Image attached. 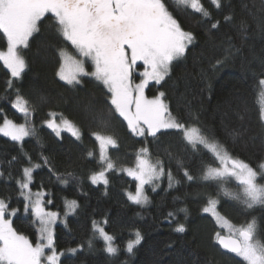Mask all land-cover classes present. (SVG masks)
I'll return each mask as SVG.
<instances>
[{
	"label": "trees",
	"instance_id": "trees-1",
	"mask_svg": "<svg viewBox=\"0 0 264 264\" xmlns=\"http://www.w3.org/2000/svg\"><path fill=\"white\" fill-rule=\"evenodd\" d=\"M202 2L211 12V20L174 0H166L180 26L192 32L195 39L186 55L173 62L170 75L160 84H150L146 95L152 98L163 92L173 117L200 127L232 156L255 168L264 162V122L259 118L258 86L264 78V0H221L219 9L209 0ZM226 16L232 20L225 21ZM216 21L219 27L211 29V23ZM53 24L52 19H45L40 32L31 38L30 48L23 53L28 67L20 79H13L0 62V125L4 118L17 124L25 122L12 107L19 94L29 102V126L35 130L22 144L0 137V199L8 202L10 209H18L14 228L36 240L37 226L32 223L31 212H24L25 201L17 181L22 179L24 167L39 164L32 173L30 191L42 194L46 211L56 212L62 219L70 215L65 223L55 227L56 248L79 249L75 255L63 257L62 264H239L238 257L217 245L215 233L222 231L203 212L212 198L219 200L217 210L232 224L240 226L251 218L242 214L234 201L223 194L218 196L215 184L202 179V161L213 166H218V162L210 153L193 152L176 130H165L157 139L134 135L118 113L110 114L106 103L109 94L94 78L82 77L81 84L75 87L60 81L57 50L65 48L74 54V49L62 41ZM230 44L234 47L225 60V49ZM5 48L6 42L0 38V50ZM217 59L224 63L216 65ZM89 106L104 112L109 127L98 126ZM49 113L62 114L72 121L81 138L77 140L70 134L57 137L45 128ZM238 131L243 136L234 134ZM96 132L116 139L118 147L109 149L116 168H133L139 150L147 146L150 158L162 160L165 172L171 171L173 186L169 187L167 174L155 191L153 186H147L148 203L142 206L132 204L127 197L128 193H135L137 183L115 167L107 174V186H93L91 175L105 169L98 156L99 144L93 135ZM89 152L93 155L89 156ZM185 169L194 177L192 181L184 176ZM57 177L67 178L69 183L64 185ZM227 187L234 192L239 190L233 183ZM71 200L78 207L65 215L66 201ZM178 208L186 211L170 222L168 213ZM251 215L264 226V208L251 210ZM94 221L114 237L118 248L115 255L104 250L106 245L97 236ZM177 222L184 223L187 231L174 232ZM137 230L143 239L129 253L126 245L135 239ZM89 240L92 248L88 247Z\"/></svg>",
	"mask_w": 264,
	"mask_h": 264
},
{
	"label": "snow or ice",
	"instance_id": "snow-or-ice-1",
	"mask_svg": "<svg viewBox=\"0 0 264 264\" xmlns=\"http://www.w3.org/2000/svg\"><path fill=\"white\" fill-rule=\"evenodd\" d=\"M175 4L200 14L202 18L211 20V12L202 0H174ZM215 8L221 7V0H209ZM48 14H51L49 17ZM45 19L54 21L53 27L62 41L67 42L81 57L70 54L65 48H59L60 66L57 72L60 80L70 86L81 84V78L93 77L107 90L110 114L118 113L127 122L130 131L139 137L157 139L162 130H176L187 147L193 152L210 153L219 166L202 161V179L215 184L217 195L223 194L234 201L242 214L251 216L240 226L232 224L217 210L218 199L209 198L203 212L211 214L217 225L225 229L227 234L215 233V242L229 253L239 257V264H264V226L251 210L264 208V162L255 168L242 159L232 156L225 146L212 135H206L200 127L189 125L173 117L164 101L165 94L148 98L145 89L151 81L160 84L170 75L174 61L186 55L194 35L185 31L169 10L166 0H0V38L6 42V48L0 50V62L10 71L13 79H20L25 72L27 60L23 54L30 48L34 34L40 32ZM226 16L225 21H231ZM219 21L211 23V29H217ZM245 22H241V28ZM233 45L225 49L224 59L231 55ZM90 61L92 71L85 68V61ZM223 60L217 59L216 65ZM215 67V65H214ZM139 82H135L134 73L138 69ZM11 87V81L8 82ZM259 96L264 99V78L258 81ZM25 119L24 123H14L4 118L0 125V134L11 141L22 142L25 137L33 135L34 128L29 126L28 118L32 113L29 102L17 95L12 104ZM93 119L102 128L109 127V119L102 110L89 106ZM51 119L45 121L56 136L62 131L69 132L77 140L81 138L79 128L61 114L59 122L56 113H49ZM259 118L264 122V104L259 108ZM243 136V132L234 133ZM99 142L100 162L106 165L104 170L93 173L90 177L93 184H108L105 175L115 165L108 156L109 147H118L116 139L111 135L93 133ZM147 143V141H145ZM89 156L93 153L89 152ZM147 146L139 150L134 168L126 169L127 174L138 183L135 193H128V199L136 204L148 203L144 186L152 185L155 191L158 181L167 174L169 187L173 186L174 177L171 171L165 172L163 161L157 159L152 163ZM15 159V157L13 158ZM30 162V157L28 158ZM47 164V158H44ZM41 165L23 168V177L17 183L23 197L24 212H31L32 223L36 225L35 243L26 235L13 227L10 217L16 216L18 209L11 208L9 203L0 199V264H62L61 257L75 255L79 249L69 248L57 251L54 225L59 214L46 211L41 193L33 194L29 185L32 173ZM182 167V164L180 165ZM3 173L0 172V176ZM71 176V174H68ZM184 176L188 181L194 177L185 169ZM67 185L69 180L61 178ZM235 181L238 191L230 190L227 185ZM178 183V181H177ZM35 195V199H33ZM51 203V201H48ZM78 207L75 200L67 201V212L72 214ZM184 208L169 212L168 217L174 219ZM107 223V221H105ZM93 228L105 241V251L115 255L118 248L113 246L114 237L93 222ZM174 232L184 233V223L177 222ZM143 237L139 230L135 239L128 241L127 252L131 253L139 245ZM88 247H93L89 240Z\"/></svg>",
	"mask_w": 264,
	"mask_h": 264
},
{
	"label": "rangeland",
	"instance_id": "rangeland-1",
	"mask_svg": "<svg viewBox=\"0 0 264 264\" xmlns=\"http://www.w3.org/2000/svg\"><path fill=\"white\" fill-rule=\"evenodd\" d=\"M190 46V45H189ZM70 53V52H69ZM70 54H72V53H70ZM72 55H74V56H76V58L77 59H80L81 57L76 53V51L74 50V54H72ZM3 64V63H2ZM85 68H86V70L87 71H89V72H91L93 69H92V66H91V62L90 61H85ZM8 70V69H7ZM9 71V70H8ZM139 71H142V68L141 69H138L137 70V72L136 73H134V78H135V82H139V75H138V72ZM10 72V71H9ZM59 77V76H58ZM88 77H91V76H88ZM91 78H93V77H91ZM60 79V78H59ZM60 81H62V80H60ZM63 83H65L66 84V82L65 81H62ZM152 83H155L154 81H151L150 83H149V85L150 84H152ZM68 85V84H67ZM148 85V86H149ZM146 90H147V88L145 89V95L147 94L146 93ZM147 96V95H146ZM148 97V96H147ZM149 98V97H148ZM259 100H260V104L262 105V104H264V99H262L261 97L259 98ZM50 119H51V117H50ZM59 119H60V116H58V115H56V120H57V122H59ZM44 127L45 128H47V129H49V130H51L50 128H48L47 127V124L45 123L44 124ZM171 130V129H170ZM52 131V130H51ZM162 131H165V130H162ZM53 132V131H52ZM54 133V132H53ZM62 134H70L69 132H67V131H62L61 132V135ZM61 135L59 136V137H61ZM71 135V134H70ZM0 137H4L2 134H0ZM58 137V136H57ZM139 137V136H138ZM5 138H8V137H5ZM29 137H25L24 138V140L22 141V142H18L19 144H22L26 139H28ZM141 138H143V137H141ZM8 139H10V138H8ZM98 144H99V142H98ZM112 147H109V149H111ZM109 149H108V156H109ZM98 156H99V158H100V155H99V152H98ZM149 159L151 160V162L152 163H155L156 161L155 160H152L150 157H149ZM104 165V164H103ZM136 165V164H135ZM218 166H219V164H218ZM104 167L106 168V165H104ZM135 167V166H134ZM133 167V168H134ZM115 169L117 170V172L118 173H120V174H124V175H126L127 177H129L130 179H132V180H134V178L133 177H131V176H129L128 174H127V171H126V169H128V168H116L115 167ZM110 170H107L106 172H105V175H106V177H107V174H108V172H109ZM166 176V174L164 175V176H162L158 181H154L153 183L155 184V185H157L159 182H160V180H162L164 177ZM136 183H138L136 180H134ZM90 183L93 185V186H107V185H104L102 182L101 183H96V184H93L92 183V181H91V179H90ZM231 183H233V184H235L236 186H237V184H236V182L235 181H233V182H231ZM147 186H152V185H145L144 186V190H146V187ZM134 194V193H133ZM145 194H146V191H145ZM127 197H128V195H127ZM33 199H35V195H33ZM129 200V199H128ZM132 204H134V205H138V206H142V205H144V204H136V203H133L131 200H129ZM67 202V201H66ZM205 213V212H204ZM206 215H209L214 221H215V218L211 215V214H209V213H205ZM70 215H68V216H65L63 219H62V217H61V215L59 214V218H58V220H57V222H56V224L54 225V232H55V227L57 226V224H59V223H65L66 222V219H67V217H69ZM15 217L16 216H14V217H10L13 221H14V219H15ZM216 222V221H215ZM217 224V223H216ZM99 227H102L103 228V226L101 225V224H97ZM14 227V226H13ZM219 227V226H218ZM220 228V227H219ZM220 230L222 231V232H220L222 235H226L227 234V232H226V230L225 229H222V228H220ZM96 232V231H95ZM96 234H97V236H99V238H101V240L105 243V241L103 240V238L102 237H100V235H99V233L98 232H96ZM36 241V240H35ZM35 241H33L34 243H35ZM112 243H113V246H115L114 245V240L112 241ZM137 246V245H136ZM58 251V250H57ZM59 252V251H58ZM63 257H61V259H62ZM239 258V257H238ZM240 259V258H239Z\"/></svg>",
	"mask_w": 264,
	"mask_h": 264
},
{
	"label": "water",
	"instance_id": "water-1",
	"mask_svg": "<svg viewBox=\"0 0 264 264\" xmlns=\"http://www.w3.org/2000/svg\"><path fill=\"white\" fill-rule=\"evenodd\" d=\"M222 250H224L225 252H227V250H225V249H223L219 244H217ZM227 253H229V252H227ZM229 254H231V255H234L235 256V254H233V253H229Z\"/></svg>",
	"mask_w": 264,
	"mask_h": 264
}]
</instances>
